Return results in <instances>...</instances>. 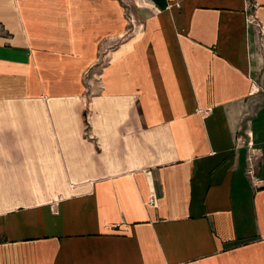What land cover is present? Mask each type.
Segmentation results:
<instances>
[{"label": "crops", "instance_id": "1", "mask_svg": "<svg viewBox=\"0 0 264 264\" xmlns=\"http://www.w3.org/2000/svg\"><path fill=\"white\" fill-rule=\"evenodd\" d=\"M0 264H264V0H0Z\"/></svg>", "mask_w": 264, "mask_h": 264}, {"label": "rangeland", "instance_id": "2", "mask_svg": "<svg viewBox=\"0 0 264 264\" xmlns=\"http://www.w3.org/2000/svg\"><path fill=\"white\" fill-rule=\"evenodd\" d=\"M124 1H126V2H127V4H128V3H130V1H132V2H133V1H135V0H124Z\"/></svg>", "mask_w": 264, "mask_h": 264}, {"label": "built area", "instance_id": "3", "mask_svg": "<svg viewBox=\"0 0 264 264\" xmlns=\"http://www.w3.org/2000/svg\"><path fill=\"white\" fill-rule=\"evenodd\" d=\"M129 19H130V17H129ZM131 20V19H130Z\"/></svg>", "mask_w": 264, "mask_h": 264}]
</instances>
